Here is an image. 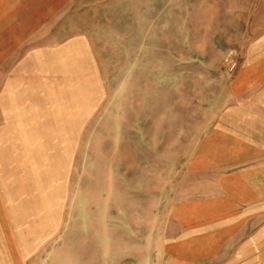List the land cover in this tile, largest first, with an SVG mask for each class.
Returning a JSON list of instances; mask_svg holds the SVG:
<instances>
[{"label":"rangeland","instance_id":"1","mask_svg":"<svg viewBox=\"0 0 264 264\" xmlns=\"http://www.w3.org/2000/svg\"><path fill=\"white\" fill-rule=\"evenodd\" d=\"M257 2L0 0V264H179L206 133L259 126Z\"/></svg>","mask_w":264,"mask_h":264},{"label":"crops","instance_id":"2","mask_svg":"<svg viewBox=\"0 0 264 264\" xmlns=\"http://www.w3.org/2000/svg\"><path fill=\"white\" fill-rule=\"evenodd\" d=\"M258 2L259 114L241 121L255 118L259 126L206 133L205 166L192 168L198 176L175 209L179 264H264V0ZM249 218L254 225L243 224Z\"/></svg>","mask_w":264,"mask_h":264}]
</instances>
